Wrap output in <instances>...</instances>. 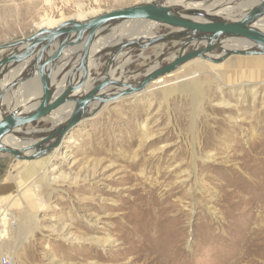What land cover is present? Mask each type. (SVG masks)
Instances as JSON below:
<instances>
[{
	"label": "rangeland",
	"instance_id": "374dc122",
	"mask_svg": "<svg viewBox=\"0 0 264 264\" xmlns=\"http://www.w3.org/2000/svg\"><path fill=\"white\" fill-rule=\"evenodd\" d=\"M144 1L0 0V44L28 35L45 16ZM158 47L132 51L122 75L140 78L135 72ZM232 56V64L193 59L164 77L167 85L107 102L40 158L0 152V207L15 246L4 245L0 257L7 264H264V59ZM192 71L197 100L179 88ZM30 86L38 92L37 82ZM52 121L23 129L46 132Z\"/></svg>",
	"mask_w": 264,
	"mask_h": 264
},
{
	"label": "water",
	"instance_id": "95a60500",
	"mask_svg": "<svg viewBox=\"0 0 264 264\" xmlns=\"http://www.w3.org/2000/svg\"><path fill=\"white\" fill-rule=\"evenodd\" d=\"M233 1L236 3V0ZM255 1L257 3L240 17L231 18L214 13L218 8L216 0H148L108 9L84 19H64L54 26H41L28 35L1 43L0 152L8 153L18 160L40 158L56 147L70 128L90 116H85L86 111L93 106L90 102L98 101L92 111L96 112L107 102L144 91L152 81L168 76L193 59L217 64L232 55H264V30L255 25L264 17V0ZM140 21L152 23V29L164 27L167 31L137 36L132 35L130 29L111 45L99 46L117 29L126 24L135 26ZM229 38H242L250 47L225 49L222 44ZM166 43L170 44L166 51L158 52L153 61L135 72L141 75L137 80L129 81L128 76L131 74L123 76L120 73L116 76L119 79L110 77V71L114 69L113 73L116 74L118 65L115 62L121 56H132L134 50L140 54L160 45L164 48ZM190 46L192 48L188 49ZM216 49L222 50L217 56L212 54ZM103 54H107L104 65L100 72L92 76V61L98 62ZM164 58L171 59L162 64ZM64 63L66 65L52 82V73ZM76 75H79V79L73 83L72 78ZM88 77L91 78V85L76 96L74 91L79 90ZM34 81L38 84L37 95L32 97L36 101L35 106L30 109L22 103L12 109L7 106L8 112L4 114V94L12 93L16 88H20L19 94H22L23 88L28 90ZM96 81L98 83L95 84ZM56 86H59L58 90H54ZM108 87L117 89L116 93H105ZM30 92L28 90L26 94ZM68 103H72V111L59 126L51 125L46 132L41 133L23 129L53 111L63 109ZM28 131H31L30 139L28 133H24ZM9 134L17 135L23 144H4L2 140ZM56 135L59 136L54 139Z\"/></svg>",
	"mask_w": 264,
	"mask_h": 264
},
{
	"label": "bare ground",
	"instance_id": "6f19581e",
	"mask_svg": "<svg viewBox=\"0 0 264 264\" xmlns=\"http://www.w3.org/2000/svg\"><path fill=\"white\" fill-rule=\"evenodd\" d=\"M146 1H148V0H146ZM174 1L181 2L183 0H174ZM256 3H257V1H255V0H236V3L233 0H216V5H218V8H216L217 10L214 13H216L218 15H221L222 17L237 18V17H240L247 9H249L250 7L255 5ZM190 4L199 5L198 3H190ZM220 5H222V6L220 7ZM97 13H99V11L89 12V13L78 12L73 17H68V18L84 19L86 17H90V16L95 15ZM68 18H63V17L54 18V17H51V16H45L44 18H41L42 20L36 25V28H39L41 26H48V27L54 26L57 23H59L60 21H62L64 19H68ZM255 25L258 26L259 28H261L262 30H264V17L262 19H260L259 22H257ZM152 26H153L152 23L144 22V21L143 22L142 21L137 22L135 26H132L131 24H126L123 27L117 29L113 34L108 36V39L107 38L104 39V41L102 43H100L99 46H102L104 44H105V46L106 45H111V42L118 41V39H120L123 36H125L126 33H128L130 29H132V33H131L132 35H137V36L140 35V34L141 35H153L154 33L152 32ZM107 43H109V44H107ZM222 45H223V47L225 49L226 48L227 49L228 48H234V47H237V48H240V49H245V48H249L250 47V44L247 43L242 38H229V39H226V40H224ZM161 46H163V45H160L158 47V49H159L158 51L163 49ZM160 47H161V49H160ZM96 48H98V47H96ZM217 55L218 54H216V56ZM237 56H239L238 60H243V61L246 60V56H241V55H237ZM255 56L258 59H264V55H255ZM130 57H131L130 55H125L124 58L119 63L118 67L121 69V73L122 74H123V71H122L123 68L122 67H123L125 61H128ZM261 57H263V58H261ZM227 60H230V61H227ZM227 60H226L227 63H231L232 64V62L234 60H236V58H235V56H229L227 58ZM96 62L97 61H92V63H94V65H95ZM262 62L264 64V61H262ZM64 64L66 65V63H64ZM70 64H72V62H70ZM217 64H219V63H217ZM60 66L61 65H59L56 68V70H54V72L52 73V82L56 79L57 74L62 71L63 68H61ZM180 67L178 69H180ZM114 70L110 71V74H109L110 77L112 79H119V77L114 76L115 75V73H113ZM195 72L196 71H192V72L188 73L187 75H185L186 77L183 76L181 79H179V78L178 79L179 80H183V79H186V78H191L192 79L194 74H196ZM15 74L17 75V73H15ZM171 74H169V75H171ZM79 75L73 76V78H72L73 81H74L73 83L77 82V80L79 79ZM164 77H166V76L160 77V78L152 81L148 86H151V87H152V85L156 86L154 84H158V85L165 84V85H167L166 83H168V81L163 79ZM6 81H8V78H6ZM90 81H91V78L88 77V80H86L85 83L80 87V89H81L83 86H85L84 89L76 90L77 93H75L76 91H74V94L76 96H78L79 94L83 93L84 90L87 89L91 85ZM59 82H61V81H59ZM62 82H63V80H62ZM59 86H60V84H59ZM59 86L58 87L56 86V88L54 90H58ZM148 86L146 87V89L148 88ZM110 88L111 87H108V89L106 88L104 90V92L108 93V95H113L114 93H116L117 89H115V88H111L110 89ZM179 88L182 89V91L184 90L183 92L186 91V92L192 94V96H193V98L195 100H197L198 97L201 94V88H200L198 82L195 79L194 80L192 79L191 81H188V83H185V84L181 85ZM17 90H18V92H17ZM20 90H21L20 88H18V89L16 88L15 90L12 91V93L6 92L4 94L3 101H6V103L10 107V109L16 108L20 103H22L23 106L25 105L24 106L25 108H27V107H28V109L33 108L35 106V104H36V101H33L34 98H32V97H36L37 93L30 90L31 92L29 94H26L28 92V90H25V88H23V92L24 93L19 94ZM78 92H80V93L78 94ZM163 92L165 94H167V93H169V89L166 88ZM135 94H138V93H134L132 95H135ZM18 97L20 98L19 101L16 100V98H18ZM27 102H29V103H27ZM97 103H98V101L90 102V104L93 105V106H91V108H89L88 111H86L87 113L85 114V116L86 115H91V113H93V114L96 113V112H92V111H93L94 105H96ZM71 111H72V103H68V104H66V106L63 109L55 110V111L52 112V114L48 115L47 116L48 118H52L53 119V121L51 123L52 127L59 126L63 121H65L68 118V116L70 115ZM30 132L31 131L24 132V133H28V139L31 138L30 135H29ZM58 136L56 135V137H54V139H56ZM24 139H26V138H24ZM2 141H3L4 144H9V145H22L23 144V141H20L19 137L17 135H15V134H9L8 136L4 137ZM28 152H30V151H28ZM3 209L5 210V208H3ZM4 219H5V217H4ZM5 236H6V234H5V231H4V233L2 235H0V248H3L4 245H5V247H7V246L10 247L11 246V248H15V246L13 247L14 244L11 245V241L9 240V236H7V237H5Z\"/></svg>",
	"mask_w": 264,
	"mask_h": 264
},
{
	"label": "built area",
	"instance_id": "2783aa9c",
	"mask_svg": "<svg viewBox=\"0 0 264 264\" xmlns=\"http://www.w3.org/2000/svg\"><path fill=\"white\" fill-rule=\"evenodd\" d=\"M5 210L3 207H0V235H2L5 231ZM9 261L5 256L0 257V264H7Z\"/></svg>",
	"mask_w": 264,
	"mask_h": 264
},
{
	"label": "crops",
	"instance_id": "0c3cea01",
	"mask_svg": "<svg viewBox=\"0 0 264 264\" xmlns=\"http://www.w3.org/2000/svg\"><path fill=\"white\" fill-rule=\"evenodd\" d=\"M161 47H162V46H161ZM161 47H160V49H161ZM63 65H65V64H63ZM63 65H61L60 67L62 68ZM114 76H115V75H114ZM84 87H85V86H83L80 90L84 89ZM107 89H108V88H107ZM75 93H77V91H76Z\"/></svg>",
	"mask_w": 264,
	"mask_h": 264
}]
</instances>
